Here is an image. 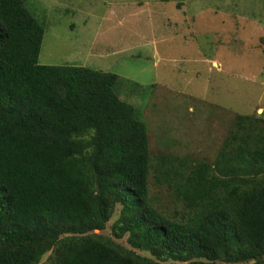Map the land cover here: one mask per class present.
<instances>
[{"label": "trees", "instance_id": "16d2710c", "mask_svg": "<svg viewBox=\"0 0 264 264\" xmlns=\"http://www.w3.org/2000/svg\"><path fill=\"white\" fill-rule=\"evenodd\" d=\"M27 3L0 0V264H264V121L232 115L210 157H154L147 101L40 65Z\"/></svg>", "mask_w": 264, "mask_h": 264}, {"label": "rangeland", "instance_id": "374dc122", "mask_svg": "<svg viewBox=\"0 0 264 264\" xmlns=\"http://www.w3.org/2000/svg\"><path fill=\"white\" fill-rule=\"evenodd\" d=\"M180 2L28 0L27 8L44 27L40 65L116 74L121 99L124 86L135 90L126 100L141 109L147 101L138 116L152 156L205 158L232 115L264 121V0ZM166 190L151 195L172 213Z\"/></svg>", "mask_w": 264, "mask_h": 264}]
</instances>
